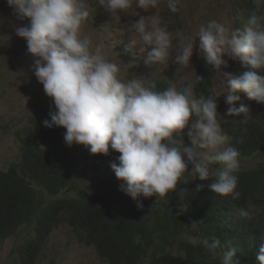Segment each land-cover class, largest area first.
<instances>
[{
  "label": "clouds",
  "instance_id": "clouds-1",
  "mask_svg": "<svg viewBox=\"0 0 264 264\" xmlns=\"http://www.w3.org/2000/svg\"><path fill=\"white\" fill-rule=\"evenodd\" d=\"M98 2L109 13L121 12L135 18L131 27L139 41L133 39L132 43L151 49L145 59L146 64L168 62L174 38L173 33L167 30L171 26L161 21L157 14H151L162 7L161 0ZM180 3L181 0H166V6L172 13L179 11ZM236 3L240 9L251 12L252 16V0H236ZM6 4L17 20L29 21L27 26L16 29V35L26 40L29 53L40 57L35 62V76L47 95L41 103L46 104L51 98L55 106V110L49 112L50 120H44L43 125L65 128L64 140L68 146H90L92 154L107 155L109 146L119 152V163L103 162L99 171L94 162L85 159L98 174H101L104 165V169L110 167L121 182L119 190L137 205L132 208L116 207L113 203L108 205L111 198L102 190L86 193L84 197L98 194L99 197L94 196V199L103 209L119 208L129 212L137 209L147 219L156 222L158 227L167 230L166 247L172 255H184L183 243H190L204 248L205 253L218 264H264V236H261L257 247L244 243L231 233L230 213L222 218L208 207L198 210V207L192 206L198 193L208 189L238 200L240 209L236 216L258 217L260 222L263 219L264 178L254 181V176L260 171L264 173V165L249 167L243 162L252 157H264V140L259 137L250 145L245 136L246 121L254 118L250 107L254 101L264 104V17L253 15L243 29H240L242 22L238 23L239 28H232L213 19L201 25L193 36L179 31L175 34L180 43L175 55L177 64L189 65L196 39L199 38L200 62L204 59L219 77L221 93L213 95L211 89L205 96L193 91L194 85L178 90L174 83L165 80L153 82L150 86L137 77L122 81L118 77L120 69L117 63L105 58L98 48L93 50L91 38L81 33V25L90 15L87 0H6ZM127 31L128 26H116L109 34L121 36ZM108 38L116 52L126 49L127 41L120 43L119 40H111L109 35ZM225 56L242 62L240 75L223 70L228 67ZM200 62L196 82L202 80L198 76ZM249 67L253 71H249ZM161 83H168L169 86L163 91H154ZM221 95L229 106L226 129L222 126L223 117L217 111L216 98ZM30 119L21 130L29 125ZM262 127L259 126L258 132ZM185 129L188 144L182 139ZM235 133L242 138V142L235 143ZM72 174L77 177L74 165ZM77 183L78 179L57 196L46 195L45 202L56 199L61 205H66L69 200L84 198L62 197L64 191L77 190ZM170 191L175 200L184 197V205L180 202L179 206L168 204L165 195ZM154 195L165 200L162 204L158 197L154 198L153 215L148 216L146 211L141 210L143 204L139 198ZM61 199L67 201L62 202ZM253 211L256 214H252ZM194 218H199L198 222H191ZM201 219L220 223L228 228V232L224 235L214 233ZM69 227L77 240L87 245L74 233L72 226ZM186 227H193L195 232V235L187 237L189 242L178 238ZM23 228L28 229L29 238L32 225H24L18 233ZM156 244L163 246L160 240ZM19 260L21 262L20 256Z\"/></svg>",
  "mask_w": 264,
  "mask_h": 264
},
{
  "label": "rangeland",
  "instance_id": "rangeland-1",
  "mask_svg": "<svg viewBox=\"0 0 264 264\" xmlns=\"http://www.w3.org/2000/svg\"><path fill=\"white\" fill-rule=\"evenodd\" d=\"M252 1L254 5L252 16L264 17V0ZM161 3L160 6L164 8L155 9L151 14L152 16L157 14L161 21L171 26L167 30L173 33L174 38L168 62L149 65L145 63V59L151 49L132 43L133 39L139 41L138 35L131 27L135 18L121 12L109 13L99 4L98 0H87L86 6L90 10V15L81 25V33L91 38L93 50L98 48L105 58L117 63L120 69L118 77L122 81L137 77L146 86H150L153 82L165 80L168 83H174L178 90H183L189 85L195 86L197 69L202 58L198 50L199 38L196 39V46L189 65L183 66L175 62V55L180 48L175 34L179 31L186 36H193L201 25H206L213 19L226 23L232 28H239L238 23L242 22L240 29H243L252 17L251 12L239 8L236 0H181L178 5L179 11L176 13L168 10L166 0H161ZM28 23L27 19L17 20L12 15V9L6 4V0H0V170H7L21 160V143L17 133L28 123L36 105L47 98L43 85L37 81L35 76V62L40 57L29 53L26 40L16 35V29L27 26ZM116 26H128L130 32H124L121 36L119 34L112 36L109 32ZM108 35L111 40H119L120 43L127 41L126 49L116 52L115 48H112ZM224 59L228 61V67L223 70L240 75V63L242 62L231 60L227 56ZM249 71L253 69L249 67ZM255 71L261 74L259 70ZM214 75L211 94L218 95L222 90L215 71ZM216 100L217 111L223 117L222 126L226 129V112L229 106L223 95L217 97ZM250 112L252 115H263L264 104L254 101ZM65 133L66 129L63 128V135ZM186 133L187 129L184 130L182 139L185 144H188L189 139ZM83 146L79 144L69 146L73 154V165L76 168L79 188L74 191H64L62 197L67 199L84 197L86 193L93 194L102 190L111 198L108 205L113 203L114 206L121 208L136 206L137 203L131 197L119 190L121 182L115 177L110 167L104 169V165L100 170L101 174L94 170L85 159ZM243 163L249 167H259L264 165V157L259 159L252 157ZM194 182L197 183L196 180ZM171 192L165 195L167 203L179 206L180 202L184 205L185 198L175 200ZM156 197L162 204L164 203L165 199L155 195L149 198L143 196L139 198L143 204L141 210L146 211L148 216L153 215L152 200ZM28 235V229L23 228L18 235L0 242V264H22L19 260L18 248L25 242ZM192 235H195L193 227H186L185 230H181L178 238L188 241L187 237ZM175 252L178 253L179 250L176 249ZM38 264H103V261L92 246L81 244L69 225L63 224L48 238L39 256Z\"/></svg>",
  "mask_w": 264,
  "mask_h": 264
},
{
  "label": "trees",
  "instance_id": "trees-1",
  "mask_svg": "<svg viewBox=\"0 0 264 264\" xmlns=\"http://www.w3.org/2000/svg\"><path fill=\"white\" fill-rule=\"evenodd\" d=\"M200 64L198 76L202 80H195L194 90L198 95L203 93L207 96L213 87L214 70L204 59ZM168 86V83H161L154 91H163ZM54 110L51 98L46 104H37L29 125L17 133L23 152L21 162L0 171V240L16 235L26 224L33 228L28 240L18 250L22 264H38V255L48 236L63 222L72 226L82 242L98 251L104 264H218L205 253L204 248L190 243H183L184 255H172L166 247V229L158 227L137 209H132V212L119 208L103 209L94 199V196L99 197L98 194L69 200L66 205H61L56 199L46 203V195L57 196L67 186L76 183L72 174L73 154L64 140L62 127L47 128L43 125L44 120H50L49 112ZM262 125L261 132H258ZM246 127L245 136L250 145L259 137L264 140V113L247 119ZM234 141L242 142V138L235 133ZM84 156L94 162L99 171L103 162L119 163L120 153L109 146L107 155L92 154L90 146H84ZM254 177V181L262 180L264 173L260 171ZM192 206L198 210L208 207L222 218L230 213L231 233L244 243L257 247L261 236H264V216L261 222L258 217L236 216L240 207L232 196H220L205 189L198 193ZM198 220L194 218L191 222ZM201 221L214 233L224 235L228 232V228L220 223ZM159 240L162 247L156 244Z\"/></svg>",
  "mask_w": 264,
  "mask_h": 264
}]
</instances>
